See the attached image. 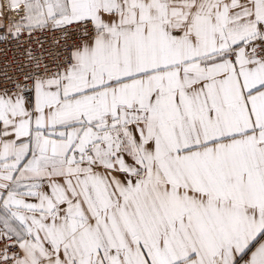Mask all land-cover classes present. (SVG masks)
I'll list each match as a JSON object with an SVG mask.
<instances>
[{"label":"snow or ice","instance_id":"1","mask_svg":"<svg viewBox=\"0 0 264 264\" xmlns=\"http://www.w3.org/2000/svg\"><path fill=\"white\" fill-rule=\"evenodd\" d=\"M0 264H264V0H0Z\"/></svg>","mask_w":264,"mask_h":264}]
</instances>
